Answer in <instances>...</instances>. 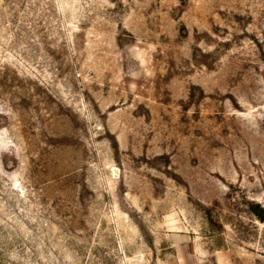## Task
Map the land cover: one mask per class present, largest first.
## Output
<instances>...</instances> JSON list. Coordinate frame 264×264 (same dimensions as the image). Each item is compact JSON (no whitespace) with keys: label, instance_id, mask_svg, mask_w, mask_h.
Segmentation results:
<instances>
[{"label":"rangeland","instance_id":"374dc122","mask_svg":"<svg viewBox=\"0 0 264 264\" xmlns=\"http://www.w3.org/2000/svg\"><path fill=\"white\" fill-rule=\"evenodd\" d=\"M0 264H264V0H0Z\"/></svg>","mask_w":264,"mask_h":264}]
</instances>
